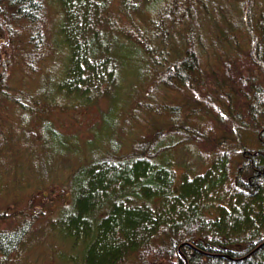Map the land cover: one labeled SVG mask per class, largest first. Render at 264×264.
Instances as JSON below:
<instances>
[{"label":"trees","instance_id":"1","mask_svg":"<svg viewBox=\"0 0 264 264\" xmlns=\"http://www.w3.org/2000/svg\"><path fill=\"white\" fill-rule=\"evenodd\" d=\"M112 11H145L148 26L107 37L94 21ZM15 62L27 71L20 86ZM91 92L109 105L82 159L81 141L54 128L45 106H84ZM0 132V199L6 187L41 199L43 177L68 174L52 216L0 230V264H40L23 251L41 222L56 241L42 264H264V0H0ZM185 146L200 169L176 157ZM14 215L1 210L0 222Z\"/></svg>","mask_w":264,"mask_h":264},{"label":"rangeland","instance_id":"2","mask_svg":"<svg viewBox=\"0 0 264 264\" xmlns=\"http://www.w3.org/2000/svg\"><path fill=\"white\" fill-rule=\"evenodd\" d=\"M49 10L51 11V23H50V17L46 20V39H48V42L50 43V33H52V29L54 26L53 23V15H54V7L52 5L49 6ZM89 16L91 17V21H94L95 13L91 12L89 13ZM147 14L145 11L141 12H131V13H124L121 12V14H118L115 11L109 12H103L99 18H97L94 21V24L97 25V22L100 24V28L103 30L104 35L107 37L110 36L111 32L114 33H125L129 34L130 31L125 32L126 29H128L131 25H135L137 27V32H142L143 28H146L148 26L147 24ZM98 19H100L98 21ZM50 27H52L50 29ZM50 29V30H49ZM115 35L119 36V35ZM122 36L126 37L122 34ZM51 44V43H50ZM49 52H46L45 57L42 58V60L38 63H36V66L33 68V73L31 75V87L37 88L40 83H43L45 86L48 84V77H49V70L48 66H50V63L52 62V59L47 58L49 55ZM128 62V61H127ZM11 70L13 73H15V83L20 86L22 84L23 75L27 72L24 69H19V66L17 62L12 64ZM122 72V71H121ZM124 72V75H123ZM122 72V77L124 78H133L131 75H133L132 71L130 72V67L127 66V70ZM121 86V85H120ZM119 86V87H120ZM104 88V87H103ZM34 92H36V89H32ZM101 95H106V93L102 90H98ZM115 101H119V98L115 95L112 96ZM69 98V97H68ZM88 99L92 100V103H88L84 106H76L71 105L72 100H65L62 103V106H45V115L48 120L52 123V126L56 128L59 132L62 134H65L67 137H73L76 136L77 139L81 141V147L78 148L76 146L75 150L78 151V153L81 151V157L84 159L87 157L86 153H89L87 150V147L84 146L85 141L91 140V137L93 135L92 130L96 127L98 128L101 123V117L102 113L107 109L109 105V97L106 96H96V93H89ZM111 115V113H110ZM9 116V115H8ZM149 119L150 116L146 115ZM144 117H141L139 121H133L132 124L134 125L133 131L136 130H142L143 126V120ZM2 128L1 131L4 132V128H7L3 122H2ZM34 127L29 128L28 130H33ZM100 130V128H99ZM143 131V130H142ZM0 132V141H4L5 143L8 142L6 140V134H3ZM119 135L124 136V134L121 132V129L119 128ZM39 143V142H36ZM49 146V155L50 156H63L64 154V147L58 146L51 141H48ZM190 146H185L183 149H179L176 151V157H178V160L187 168V169H200L201 164L196 161L197 159H190V156L187 154V150H189ZM90 154V153H89ZM68 155H71V158H67ZM65 158L69 162L70 165H75V162H77V158L74 157L73 154H68ZM18 155L15 156V159L18 160ZM2 158V157H0ZM56 158V157H55ZM65 164V161L64 163ZM194 164V166H193ZM2 172L7 171L8 168L1 163ZM33 169H35V173L39 172V168L34 167L31 165ZM56 170V169H55ZM55 170H52L53 173L51 174L49 180L46 182L42 180V189L39 191V194L41 196L40 198H34V195H29V193L20 192L18 195L12 194L11 190L7 188H4V192L6 194H9V197L1 198L0 199V211L6 209H10L12 211V214L15 213L14 219H8L6 222L2 223L0 222V230H5V228H15L20 224L24 219L25 216H30L34 213H42L44 209L50 208L49 215L52 216L51 211L58 208V206L61 205V193L60 190L62 187H64L66 184L62 181L67 177V173L63 172L61 178L58 180L56 178ZM23 173V170L21 171ZM12 176V175H11ZM11 176H4L5 180H8ZM23 178H26L28 181L27 175L24 173ZM11 183V179L9 181ZM38 184V183H36ZM4 185H6L4 183ZM12 186V185H11ZM66 187V186H65ZM10 190V191H9ZM9 191V192H8ZM47 195V198H42V195ZM37 195V194H35ZM12 199L19 200V201H13L11 203H8L12 201ZM46 222H41V226H46ZM40 226V227H41ZM40 227L35 231L29 240H26L24 243V255L31 256V258H38L40 261V264L47 263L49 260H47L48 256L54 255L55 250L53 247V251H50V247H52V243L56 245V241L50 242L49 238L45 239V233L43 230H40ZM40 232V234L37 233ZM36 233V234H35ZM31 234V233H30ZM54 245V246H55Z\"/></svg>","mask_w":264,"mask_h":264}]
</instances>
